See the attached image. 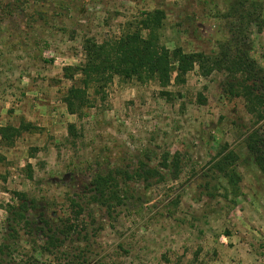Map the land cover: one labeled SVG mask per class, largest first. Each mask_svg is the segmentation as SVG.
<instances>
[{
    "label": "rangeland",
    "instance_id": "1",
    "mask_svg": "<svg viewBox=\"0 0 264 264\" xmlns=\"http://www.w3.org/2000/svg\"><path fill=\"white\" fill-rule=\"evenodd\" d=\"M157 9L166 13L160 38L168 49L210 55L227 44L264 68V0H0V127L30 126L13 146L0 143V243L18 194L29 209L56 214V225L69 216L70 198L93 194L96 173L115 171L151 178L122 185L126 206L110 216L89 208L100 210L88 264H264V172L245 146L256 129L264 137V121L224 94L225 75L203 78L196 69L169 88L171 100L155 83L115 78L105 97L90 93L94 106L82 116L63 102L74 85L65 69L85 63L86 40L110 41ZM229 152L238 192L215 166ZM27 217L43 226L34 211ZM20 236L26 261L32 244ZM76 240L67 250L87 244Z\"/></svg>",
    "mask_w": 264,
    "mask_h": 264
},
{
    "label": "trees",
    "instance_id": "2",
    "mask_svg": "<svg viewBox=\"0 0 264 264\" xmlns=\"http://www.w3.org/2000/svg\"><path fill=\"white\" fill-rule=\"evenodd\" d=\"M165 20V11L157 9L144 13L137 23L128 25L119 37L110 41L98 43L86 40L83 46L85 63L65 69V78L74 82L63 98L70 114L82 116L86 109L93 108L90 93L105 97L106 89L115 78L141 85L155 83L161 88V96L171 100L169 88L184 86L187 76L198 69L203 78H210L214 74L225 75L224 94L231 99L242 100L247 113L256 119V123L264 121V68L246 52L233 50L227 44L221 45L218 53L210 55L203 52L187 53L182 47L168 49L161 44L160 38ZM29 129V125L21 128L0 127V143L13 146L21 131ZM68 131L69 137L77 138L76 125H69ZM245 146L255 158L258 168L264 172V137L260 130L256 129L247 135ZM219 156L216 169L225 177L231 190L238 192L241 177L235 168L237 155L229 152L220 153ZM167 158L165 168L170 165ZM5 161L6 158L0 154V164ZM173 161L177 167L178 160L174 158ZM135 178L148 181L151 177L140 173L122 175L115 171L96 173L92 180L93 194L70 198V209H67L69 216L60 218L56 225L50 220L56 214L49 216V219L43 211L45 209H29L25 202L26 196L18 194L19 206L9 205L6 209L9 217L6 220V236L0 243V264H44L42 258L51 256L56 264H88L90 229L95 224L93 213L100 210L89 208L95 205L103 207L110 216L116 208L126 206L128 192L122 189V185L128 186ZM32 211L35 217L40 216L43 226L28 219V213ZM21 231L30 238L28 242L32 244L33 255H26V261L20 244ZM38 236L44 238L43 244H39ZM74 238L87 243L82 250H67L69 242L75 243Z\"/></svg>",
    "mask_w": 264,
    "mask_h": 264
}]
</instances>
